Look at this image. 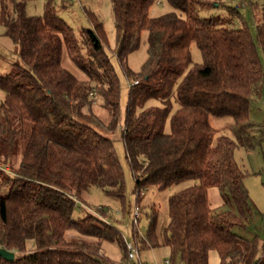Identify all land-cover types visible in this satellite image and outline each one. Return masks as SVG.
Returning <instances> with one entry per match:
<instances>
[{
  "label": "trees",
  "instance_id": "1",
  "mask_svg": "<svg viewBox=\"0 0 264 264\" xmlns=\"http://www.w3.org/2000/svg\"><path fill=\"white\" fill-rule=\"evenodd\" d=\"M111 1L115 55L130 82L122 140L136 206L140 210L143 192L151 187L195 182L169 198L164 241L152 207L146 237L133 230L134 246L139 252L169 247L165 264H209L211 251L220 264H264V240L233 232L252 216L235 156L238 144L217 136L210 123L211 117L232 118L240 142L254 128L252 102L264 86V16L254 37L246 24L221 26L200 17L223 6L219 0H167L179 13L158 17L150 16L157 0ZM27 5L0 0V25L20 57L0 76V159L12 160L11 173L0 169V248L15 253L12 262L0 256V264H114L103 250L106 242L119 246V264H127L124 238L105 221L101 207L96 211L104 219L87 204L92 188L117 199L124 213L129 204L114 141L101 133L114 132L122 117L121 81L106 52L103 24L84 9L92 28L81 30L79 38L54 2H46L42 16L28 15ZM145 31L148 57L136 73L128 57ZM194 44L200 64L192 61ZM64 48L86 81L63 67ZM91 94L108 109V124L92 111ZM212 188L224 200L219 212L209 202ZM78 209L83 217H76Z\"/></svg>",
  "mask_w": 264,
  "mask_h": 264
},
{
  "label": "rangeland",
  "instance_id": "2",
  "mask_svg": "<svg viewBox=\"0 0 264 264\" xmlns=\"http://www.w3.org/2000/svg\"><path fill=\"white\" fill-rule=\"evenodd\" d=\"M54 2L56 13L59 17L65 20L71 28H73L77 36L80 38V31L87 28H92V24L87 18L84 9L93 13L103 24L107 45L106 52L111 58L113 65L116 68L117 74L121 81V122L119 127L111 133L101 132L114 141L116 153L124 169L127 201L128 206L124 213V208L121 203L114 198L106 196L101 190L92 188L87 196V204L95 210H92L99 218L104 219V215L97 213L99 207L105 212V217L124 238L126 244L134 245L133 234L135 230L139 238H144L147 235L150 226V218L152 215V207L156 208L158 213V236L161 242L164 241L165 230L169 222L168 215V200L169 198L189 186L195 184L194 181H189L172 186L166 190H159L157 187H151L143 192L140 219L138 224H134V213L136 210V196L134 194L135 181L131 170L126 162L125 149L122 140V130L125 123L126 106L128 102L129 83L123 73L122 66L117 60L115 50L117 49V32L114 24V13L111 0H27V12L30 16H42L46 2ZM223 2V6H216L209 11L199 12L203 19H216L221 26H234L240 28L246 24L250 32L256 37L257 26L263 22L264 16V0H219ZM63 5L65 7H63ZM236 8L237 14H231L230 9ZM11 10V8H9ZM170 12L179 13L175 10L167 0H157L150 10L151 17H158ZM6 29L0 25V76H7L12 65L20 61L18 54L19 47L5 35ZM148 32H143L141 36L140 47L132 52L128 57V65L132 71L138 73L145 64L148 53ZM192 61L194 64H200L202 57L199 49L194 44L191 47ZM260 56L264 64V55L261 49ZM62 65L73 74L78 80L86 81L87 76L82 72L69 58L66 48L63 49ZM133 84V83H132ZM4 93L0 91V102L4 98ZM177 106L175 105V108ZM175 110V109H174ZM89 111V109H88ZM92 111L102 122L108 124L111 120L110 113L106 109L101 100L95 99L92 104ZM251 119L254 123V128L245 132L240 142L232 129L235 128L234 120L230 117H211L210 123L216 129L217 136H228L238 144L236 150V160L243 172L245 173L244 184L249 192V202L252 208V216L246 221L244 227H234L233 232L245 239H253L258 237L260 241L264 240V86L262 94L256 97L252 102ZM28 128L26 134L31 132V124H26ZM166 131L169 132V124L166 126ZM12 160L0 159L3 165L8 164L9 169L6 171L0 164V169L10 172ZM209 202L215 212L222 210L224 200L218 188H212L209 191ZM82 210H86L83 208ZM84 213L80 209L76 211V217H83ZM103 250L108 258L114 264H119L123 257L122 252L117 244L104 243ZM171 251L167 246H161L153 250H141L140 257L143 264H165V261L170 260ZM134 264V263H133ZM209 264H220V259L216 251H211L209 255Z\"/></svg>",
  "mask_w": 264,
  "mask_h": 264
},
{
  "label": "built area",
  "instance_id": "3",
  "mask_svg": "<svg viewBox=\"0 0 264 264\" xmlns=\"http://www.w3.org/2000/svg\"><path fill=\"white\" fill-rule=\"evenodd\" d=\"M135 84H137V82ZM91 96H92L93 99H95L94 94H91ZM2 168L7 171L9 169V165L8 164H6V165L3 164ZM134 216H135L134 224L137 225L138 221L140 219V210H139L138 207H136ZM127 249H128V255H129V263H127V264H133V263L134 264H143L141 262L140 252H139V249L137 247H135L134 245L128 243L127 244Z\"/></svg>",
  "mask_w": 264,
  "mask_h": 264
},
{
  "label": "water",
  "instance_id": "4",
  "mask_svg": "<svg viewBox=\"0 0 264 264\" xmlns=\"http://www.w3.org/2000/svg\"><path fill=\"white\" fill-rule=\"evenodd\" d=\"M0 256L5 258L7 261H14L15 260V253L8 251L6 249L0 248Z\"/></svg>",
  "mask_w": 264,
  "mask_h": 264
}]
</instances>
